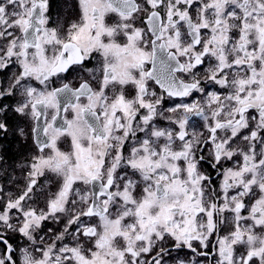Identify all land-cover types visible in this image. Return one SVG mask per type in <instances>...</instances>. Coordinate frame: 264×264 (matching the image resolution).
Returning <instances> with one entry per match:
<instances>
[{
	"label": "snow or ice",
	"instance_id": "obj_1",
	"mask_svg": "<svg viewBox=\"0 0 264 264\" xmlns=\"http://www.w3.org/2000/svg\"><path fill=\"white\" fill-rule=\"evenodd\" d=\"M78 5L79 20L65 30L49 26V0H0V40L7 41L0 48V69L12 63L20 67L0 96L22 89L15 111L36 121L32 132L41 153L51 149L50 155L34 157L27 190L0 208V264H165L164 257L171 255L163 246L166 240L176 250L209 257L212 253L198 251L193 242L208 249L213 235L215 264H264V0H143V5L138 0H78ZM141 11L146 28L136 26ZM112 15L118 17L115 24L108 23ZM93 53L102 57L98 88L87 80L78 87L54 86L53 77L83 68ZM206 58L215 61L206 82L226 93L208 91L195 79L193 70ZM85 70L97 78L93 69ZM177 73L193 79L185 82ZM25 80L35 84H22ZM149 81L168 99L183 100L194 92L206 98L203 104L169 107V113H181L168 118L178 130L160 128L153 121L164 97L149 90ZM128 85L135 89L131 99L125 95ZM69 111L71 119L64 115ZM191 116L204 121L207 140L195 132L187 138ZM0 130H7L6 123L0 122ZM62 137H70V151L57 146ZM238 139L246 147L233 148ZM209 143L206 158L202 148ZM236 156L242 162L224 169L217 193L212 175L201 165L218 170ZM46 171L62 179L60 190L47 211L25 209L36 177ZM76 182L94 189L76 190L84 210L68 219L51 244L33 247L41 223L67 211ZM225 212L232 213L234 226L220 236ZM84 217L98 218V223H85ZM72 225L75 233L69 232ZM8 231L30 242L19 249L18 262ZM69 234L73 243L58 246L56 241ZM157 247L155 256L144 258ZM175 264L199 261L176 259Z\"/></svg>",
	"mask_w": 264,
	"mask_h": 264
},
{
	"label": "flooded vegetation",
	"instance_id": "obj_2",
	"mask_svg": "<svg viewBox=\"0 0 264 264\" xmlns=\"http://www.w3.org/2000/svg\"><path fill=\"white\" fill-rule=\"evenodd\" d=\"M139 3L143 5V0H138ZM50 3V12L51 17L50 27L60 28L61 26H66L69 23L79 20V5L78 0H49ZM195 13V9H193ZM145 15L143 11L137 13L136 26L145 27L141 22V18ZM118 22V17L112 15L108 18L109 24H115ZM150 36V34H148ZM120 42L123 43L124 40L121 37ZM7 41L0 40V48L6 45ZM181 62H184V59L181 58ZM215 61H212L208 58L205 59L203 65L198 66L194 69L195 79L201 81V86L207 89L208 91H218V92H227L226 89H221L219 85H210L206 82V76L208 75L207 69L214 64ZM102 65V57L99 53H93L90 59L84 62V67L79 66L75 67L72 70H69L66 73H62L60 78L53 77L55 81L54 86L59 87L62 83L67 82L73 87H78L80 83L87 80L91 86L96 89L99 86V71L98 70ZM146 68H151L150 64L145 65ZM85 69H93L96 74V79H93L92 76ZM20 72V67L16 63L9 64L8 67L0 69V91L7 92V90L13 84L16 76ZM178 79H184L185 82H191L193 76L186 73H177ZM33 83L35 81L25 80L22 81V84ZM149 90L155 91L157 97L163 95L164 99L161 105L158 106V115L154 119V123L160 128H171L173 130H178L177 125L172 124L169 121V117L175 119L181 113H169L167 109L171 106H174L176 103L186 102L193 103L199 102L203 104L205 100V95L203 93L194 92L190 96L183 98L168 99L167 94L163 92L158 84L155 81H149ZM22 89L17 87L13 95H4L0 96V108L3 111H0V122L6 123L7 130H0V208H3L4 205L11 199L15 200L18 196L23 194L28 187L31 177L29 173L32 171V163L34 157H38L41 154L47 156L51 154V149L45 148L43 153H41L40 148L38 147V141L32 128L35 127L36 121L31 119L30 116H25L15 111V108L22 102L23 96L21 95ZM119 91V86H117V92ZM108 94L112 97L115 93L109 89ZM125 95L127 98L131 99L135 95V89L132 85L125 87ZM83 102L86 103V100ZM143 111V110H142ZM210 115V112L208 113ZM67 118L71 119V112L64 114ZM50 119V115H49ZM21 130H23L21 132ZM189 137L193 132L197 134H203V140H207L208 133L207 129L204 127V121L200 117L191 116L189 119V124L187 127ZM140 137H143L142 133L138 134ZM219 135L222 137L223 132H220ZM41 139H46L41 137ZM202 140V143H203ZM180 142H176V147L179 148ZM62 151L71 150V141L70 137H62L58 141L57 145ZM131 147V141L128 143V148L125 150V155L128 154V150ZM211 144L209 143L206 148H202L203 154L206 158L209 157ZM233 148H244L246 147L245 142L242 139L236 140L233 145ZM242 162L240 156H236L233 160H225L221 163L218 170H213L207 163L201 165V170L210 173L212 175L213 184L211 185L217 193H220V185L223 180V171L225 168L235 167L236 162ZM36 185L33 186V191L29 193V198H27L23 203L25 209L33 208L37 213L47 211V205L50 199L54 198L55 195L60 190L62 185V179L51 172H45L42 176L36 177ZM79 189L81 192L85 190L91 192L94 191L91 185H84L81 182H76L73 185V190L69 195V203L66 205L67 211L64 213H57L55 217L45 220L41 223L40 229L34 232L36 237V244L33 247H44L45 244H51L56 236L64 231L65 226L67 225L68 219L84 210L85 206L79 203V197L76 196V190ZM234 194V193H233ZM76 199L78 203L73 206L70 201ZM220 202L222 203V197ZM250 206V201L248 202ZM243 215H247V211L242 212ZM17 213L16 210H12V222L17 227ZM222 218H226V222L219 224V233L218 235L224 236L227 235L230 231L233 230L232 222V213L225 212L222 214ZM82 220L85 223H98V218H87L84 217ZM76 225H72L69 229L70 233H75ZM51 229V231H49ZM259 231V230H257ZM10 242L13 244V247L16 249L15 257L17 262L20 258L19 249L26 247L30 244L26 238L22 237L19 232H7ZM41 238H43V243H41ZM84 238L81 236V240ZM212 244H215L216 235H213L211 238ZM59 246L62 243L72 244L73 237L71 234L67 235L64 241H56ZM173 241L171 239L163 242V246L170 250L171 255H166L164 257L165 264H175L176 259H185L192 260L195 257L196 261H199V264H215L218 255L212 252V244L209 245L208 249L200 248L199 243L194 241L193 246L197 248L198 251H208L212 253L209 257L196 256L195 253H192L189 249L176 250L173 248ZM239 251L243 249L239 248ZM32 250V249H30ZM159 251V247L154 249V251L149 255L144 257L145 259H150L151 256H155L156 252ZM39 257L40 253H34Z\"/></svg>",
	"mask_w": 264,
	"mask_h": 264
}]
</instances>
